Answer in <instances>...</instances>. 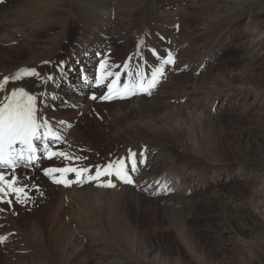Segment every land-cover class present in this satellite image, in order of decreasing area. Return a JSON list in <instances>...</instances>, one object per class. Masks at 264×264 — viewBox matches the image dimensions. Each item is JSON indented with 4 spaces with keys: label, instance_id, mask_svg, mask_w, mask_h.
<instances>
[{
    "label": "rangeland",
    "instance_id": "rangeland-1",
    "mask_svg": "<svg viewBox=\"0 0 264 264\" xmlns=\"http://www.w3.org/2000/svg\"><path fill=\"white\" fill-rule=\"evenodd\" d=\"M39 1L0 0V37L9 27L8 19H18L17 15L12 16L15 6L23 5L28 11L31 4L30 10L41 4ZM121 1V7L112 14L107 26L106 33L110 36L107 54L97 63V72L101 71L102 76L106 71L117 74L125 62H131L136 68L146 65L142 61L143 50L159 52L166 58L174 44L189 40L175 55V63L164 66L165 77L155 88L165 91L162 100L169 103L185 91L192 92V83L200 91L207 90L205 77L209 79L211 75L213 79L222 74L229 76L232 88H220L215 82L218 88L212 91L218 95L208 122L198 121L195 114L188 116V111L199 113L200 108L181 105L184 110L180 117L185 120L188 131L181 130L183 133L173 138L145 131L138 136L127 126L136 123L137 110L131 111L128 120L121 113L113 117L121 109L112 103H102L99 98L108 84H117L116 75L102 80L99 86L95 80L90 82L92 84L83 95L94 104L88 107L85 115L76 113L71 119L74 108L66 101L53 99L54 105H47V111L71 121L66 140L53 146V150L78 157L74 166L89 169L79 188L87 192L85 184L93 183L88 182L87 177L95 175L96 166L125 159L129 151L137 155L136 171L131 172L134 184L126 188L105 187L99 204L93 200H79L81 192L80 197L72 196L61 189L65 186L53 183L44 175L43 169L69 165L64 158L41 157L26 170L7 169L9 178L13 174L19 178L17 186L24 187L28 199L24 200L22 194L21 202L17 203L12 194L5 197L12 201L10 205L0 204L3 209L0 211V237L4 238L0 242V264H162L165 258H173L171 264H260L259 259L264 264V221L251 212L245 213L246 219L238 216L242 212L240 205L251 200L254 191L262 193L261 198H264V162L261 159L264 155V0ZM95 2L75 0V8L69 11V0H65L58 4L59 10L45 12L43 16L51 21L28 35V44L22 39L18 43L0 44V69L19 63L29 49L37 52L43 44L53 42L62 26L70 24L68 40L63 41L61 48V54L65 55L77 35L80 9L96 10L97 5L84 7L93 6ZM225 9L227 12H223ZM232 9L235 10L228 15ZM202 17L211 22L202 21ZM145 31L153 35L148 33L149 43L144 46L141 35ZM254 40L260 43L257 50L253 47ZM14 46L20 54H15L11 48ZM203 46L212 50L208 66L199 71L191 66L188 68L189 57L196 50L198 53L205 51ZM5 54L9 56L5 58ZM102 62H106V69L99 68ZM119 80L121 84L123 78ZM253 80L258 83L257 89L248 87L255 83ZM143 92L137 89V94L130 98L135 101L142 95L148 103L152 95ZM203 94L195 92L196 97ZM224 94L229 96L228 101L224 100ZM92 95L97 99H91ZM188 96L190 98L185 97L184 103L191 100ZM240 96L244 102L233 101ZM194 144L200 148L196 149ZM242 151L244 154H240ZM149 153L166 160L164 166L156 171L148 170L146 156ZM242 158L246 165L240 163ZM49 164L52 166L43 168ZM218 167L224 169L218 173L220 182H225L229 175L247 172V168H253L250 170L252 179L207 185L208 176L217 175L213 169ZM258 171L262 176L256 177ZM66 177L76 179L74 173H67ZM140 179L148 184L138 185ZM94 186H98L97 183ZM235 245H242L245 252L238 254L231 250Z\"/></svg>",
    "mask_w": 264,
    "mask_h": 264
},
{
    "label": "bare ground",
    "instance_id": "bare-ground-1",
    "mask_svg": "<svg viewBox=\"0 0 264 264\" xmlns=\"http://www.w3.org/2000/svg\"><path fill=\"white\" fill-rule=\"evenodd\" d=\"M39 2L41 4H37V7H34L32 10H30V9H31L33 4H31L28 11L26 10V8L23 5H19L18 7L15 6L12 9V11H13L12 16L17 15L18 19L17 20H14L13 18L8 19L9 20V27L7 30H5L6 32H4V34L1 33L2 36L0 37V44L7 45V44L14 42V41H16L18 43V41L21 39L23 40L24 44H28V42H30L28 35L34 34L35 30L42 29V26L44 24L48 25V22L51 21V20H46V18L43 16V14L45 12H53L54 9L59 10L60 5H58V4L64 3L65 0H40ZM69 4H70V6H68V8H70L69 11H73V9L75 8V0H69ZM121 4H122L121 0H101L100 3H98L96 0L95 4L93 6H84V7L93 8L94 6L97 5L96 10H92V9H88V8L80 9V14H79V16H77V19L79 22L77 35L73 39V41L70 43L68 50H67V53L65 55L61 54V48L63 46V44H62L63 41L68 40L67 37H68V29H69L70 24H65L62 26V29H61L59 36L53 42L43 44L41 49H38L37 52L32 50V49H29V53L26 54L25 57L19 63L12 64V65H9L7 67L1 68L0 69V83H2L6 77L8 78L10 83L8 85H6L4 89H0V103H6L7 101H6L5 97L9 96L11 94V92L13 90H15V88H18V87L25 88L30 93H33L40 98V100L38 101V107L40 109V114L43 116L44 119L48 120L49 126L60 136V139L62 141L64 139L66 140L67 132L69 131L68 127L71 125L70 124L71 121L68 119V117H63L60 114H59L60 116H58V117H57V115L52 116V114L47 111V105L52 104V106H53L54 105L53 101H52L53 99H56L57 102H60V101L68 102V104L74 108V114H72L71 115L72 117H70L72 119V118H74V115L76 113H82V115H85V113L88 110V107H90V105L92 106L94 104L92 102V100L86 99L83 94L86 91L87 87H90L89 85L92 84V83L90 84V82H92L93 80L96 79L98 61L100 59H102L103 56H106V54H107L106 53L108 50L107 49V46H108L107 43H108L109 37H110V36L108 37V35L106 33L107 32L106 30L108 28L107 26L110 23L112 14L121 7ZM213 10H211L210 12H212ZM227 10L225 9V11H223V12H227ZM234 10L235 9H232L228 13V15L233 13ZM228 15H226V16H228ZM208 18H211V15H209ZM215 19H216V17H215ZM202 21L211 22V19L208 20L206 17H202ZM230 21H233V20H230ZM234 21H237V20H234ZM226 22H228V20H226ZM51 24H53V23H51ZM3 26H6V25L4 24ZM25 30L28 31L27 34L25 33ZM153 30L156 31L155 29H153ZM148 33L151 34V32L145 31L141 35V41L143 40L142 43L144 44V46L149 43V41H148L149 34ZM151 35H153V34H151ZM150 40L152 41V39H150ZM188 41L189 40H182L180 42V44H174L172 46L171 53H172L174 59H175V55L178 52H180L188 44L187 43ZM255 41H257V40H254L252 43H254L253 47H255V49L257 50L260 47V43L257 44ZM166 43H168V42H166ZM14 47H11V48H13V51H15V54H18V53L20 54L21 52L19 51V49L16 48V46H14ZM202 48L205 51L198 53L196 50L192 54V56L189 57L190 60L187 57L189 60V63L187 65L188 68H189V66H191V68H193L195 71H199V70L204 69L206 65L208 66L207 60L210 59L211 55H209V54L212 53L211 52L212 50L211 49L206 50L208 48H206L205 46H203ZM141 54H142V61H144V63L146 65L142 66L140 64L136 68V66L132 67L133 64H131V62L130 63L125 62L122 65L121 70L119 69L118 73L120 74V78H123V83L125 81H128L130 83L133 80H135L136 77L134 74L136 72H139V73L143 72L144 77L150 78L151 73L153 72L154 68L159 67L160 62L163 59H165V57L161 56L159 52H157V53L155 51L151 52V50L150 51H144L143 50L141 52ZM202 55H203V57L201 58ZM5 56H6L5 58H7L9 56V54H5ZM137 62H139V61H137ZM61 63H63V65H64V72L63 73H60L57 70L58 66ZM126 64H127V68H125ZM167 66L165 65V67H167ZM171 66H172V64H171ZM174 67H176V65H174L173 68ZM32 69H35L37 72L41 73V76L38 79H36V78H23L22 80H20L18 82L12 81V77L17 72H22L25 70H32ZM82 74H83V76L86 75L89 77L88 78L89 80L85 82V83H87L88 86L83 84V82L81 81L82 80L81 78H83ZM49 75L55 76L56 78L52 81H48L45 79V77H47ZM205 82L208 83V87H207L208 89L207 90L200 91L199 89H197V86L194 85V83H192V86L194 87L192 92L187 93L189 90L187 92L183 91L184 93H181L180 95L175 96L173 98V101H170L169 103L164 102L165 100H162L163 99L162 97L165 94V91H163L161 88L153 90L154 92L151 93V95H152L151 99L152 100L148 101V103L146 102L147 101L146 98L142 95L139 96L137 99H135V101H133V99L130 98L133 95L124 96V98H119L117 101L110 102V104L112 103L113 105H116L119 110L121 109V112L116 111L113 114V117L115 115H118L119 113H121L122 117H125V120H128L129 117L127 118V116L130 115L131 111L137 110L138 119L135 121L136 123L127 125L129 128L131 127L132 130L137 133V135H138V133L140 134V133H143V131H145L148 133H152L153 135H157V136L164 135V136H169V137H172V136L176 137L178 134L183 133L182 131H184L186 129V127L184 125L185 120H183V117H182V120H183L182 121L181 117H180V114L184 110L183 108H181V105L182 106L186 105V106H189L190 108H192L194 106H195V108H200L202 111L200 112V110H199V113H196L195 110L188 111V113H189L188 116L189 115L192 116L193 114H195L196 118H198V121L205 120V122H206L207 120H209L210 115L214 112V108H213L214 102H215V99L218 95V93H216V92L213 93L212 89L214 90V87L218 88L217 86H220V88H224V87L232 88L231 84L229 83V76H227L225 74H222L217 79L216 78L213 79L212 75L209 79L207 77H205ZM215 82H217V86H214ZM253 82H255V83H252L250 86L248 85V87L253 88V89H257L258 83H256V81H254V80H253ZM113 85H115V84H113ZM145 86H146V82H145ZM107 90H108V88L104 91L106 92ZM246 90H247V88H246ZM195 92H198V93L200 92V93H204V94L201 95L202 97H200V96L196 97ZM144 93L147 94L146 91L143 92V94ZM188 94L192 97L190 101H187L189 104H187V102L184 103L185 97H189ZM235 94H236V88H235ZM224 97H225L224 100H227V101L229 100V96H227L226 94H224ZM236 98H237V96H236ZM243 100L244 99L241 98V96H240L239 100H233V101H239V102L241 101L242 102ZM252 104L254 105V102H252ZM245 108H246V106H245ZM133 119H135V118H133ZM60 121H63L64 123L62 124V123H60ZM186 123H187V121H186ZM263 125H264V123H263ZM185 131H188V130H185ZM192 134L190 135L191 137H193ZM204 136H206V135H204ZM192 140H193V138H192ZM195 140H197V139H195ZM190 141H191V139H190ZM53 146L54 147L57 146L56 142L53 143ZM195 146L197 147V145H195ZM199 148L197 147L196 149H199ZM247 151H249V150H247ZM208 154H206V156ZM240 154H244L243 151ZM121 159H123V158H121ZM146 159L148 161L147 162V167L149 168L148 170L156 171V170H158L159 167L164 166V164L166 163V160L162 159L160 156H158L157 154H153V153H149L146 156ZM261 159L264 162V155H262ZM123 160H125V165L129 171V175L132 176V173H131L132 171L130 168L131 163L128 161L127 156ZM127 161L129 162V164H126ZM213 161H214V159H213ZM240 163H243V164L245 163V165L247 164L246 160H243V158L241 159ZM50 166H52V165L51 164L45 165L43 168L50 167ZM21 168H24L26 170V168L23 166H21ZM221 168L222 167H218V169H213V173H216L217 175H214V174L209 175L208 181L206 182L207 185H214V184L217 185L218 183H227V182L230 184L233 181L240 180V179H247V178L252 179L251 174H250V170L252 169V171H253V168H247L249 172L248 171L247 172L242 171L239 173H235L233 175H229L228 177H226L225 182H220V179L218 177V173H220L221 171L224 170ZM254 170H257V168ZM172 171H174V170H172ZM143 172H144V176H146V173H147L146 169ZM258 174L259 175H256V177L262 176L263 173L261 171H258ZM135 177H136V175H135ZM67 179L70 181L76 180V179L70 178V177H67ZM108 179H111L112 183L115 184V186H118L121 188H124V186H125V188L127 187V185L122 184V182L117 180L114 176L113 177L101 176L99 178V180H94L92 184H89V183L85 184L86 186H84V189L89 193L85 192L84 190H81L78 186L79 184H76V183H72L70 186H68L66 188L61 187V189L66 191L67 193L71 194L72 196H76V195L79 196V193L81 192L82 195H81V193H80V195L82 197L79 196L80 197L79 200H81V199H82V201L83 200H90V201L93 200V201L99 203L100 200H102V198L100 197L102 195V190H106V188L100 187V186H94V183H97V185H98L101 183H105ZM146 184H148V183H146L143 179H140L138 181V185H146ZM186 184H188V183L186 182ZM256 187L257 186H255V188ZM261 194L262 193H257L256 191H254V194H252L251 200L242 202V204L240 205V207H242V212H241V214L239 213V215H238L239 218L242 216L244 219H246L245 213L251 212V213H254V215H256L257 217L261 218L264 221V198H261V196H262ZM219 195H221L220 197H222L223 194L220 193ZM105 219H106V217H105ZM100 220H101V218H100ZM111 222H112V220H111ZM231 250L235 251L238 254H240V252H242V253L245 252L244 251L245 249L242 245H238V246L235 245V246L231 247ZM99 259H100L99 261L102 262V256H100ZM171 259L173 260V258H171ZM172 260L165 258V259H163L162 264H171L170 261H172ZM258 262H260V264H262V261L260 259L258 260ZM179 264H180V262H179Z\"/></svg>",
    "mask_w": 264,
    "mask_h": 264
},
{
    "label": "snow or ice",
    "instance_id": "snow-or-ice-1",
    "mask_svg": "<svg viewBox=\"0 0 264 264\" xmlns=\"http://www.w3.org/2000/svg\"><path fill=\"white\" fill-rule=\"evenodd\" d=\"M155 54V53H154ZM175 60L172 53H168L167 57L160 62V66L154 68L150 78L142 76L139 72L134 75L136 77L130 83H125L124 94L120 98H124L127 95H136L137 89L140 91H146L147 94H151L161 80L164 78L165 65L174 64ZM100 69H106V62H102L99 65ZM127 68V64L125 65ZM60 73L64 72V65L61 63L57 69ZM119 75L113 74L110 71H106L102 76L98 70L95 79L96 86H99L102 80L107 79L109 76ZM41 73L35 69L25 70L17 72L13 77V82H18L23 78H36L38 79ZM56 77L49 75L45 77L46 80L52 81ZM85 81L88 80L86 75L83 76ZM115 82V81H114ZM146 82V86H145ZM10 82L6 77L2 83H0V89H4ZM96 100L97 97L92 95L90 97ZM114 98V92L112 84H108V91L105 95L100 97L102 100H111ZM6 103H0V204H11L10 199L6 200L12 194L15 195L16 202H21V196L24 194V200L28 197L25 193L23 186H17L19 184V178L13 174L11 178L8 177L6 170L15 169L23 165L28 168L33 165L40 157L38 152L42 153L48 159L55 157H61L69 161V165L65 167H50L43 170L45 176H49L52 182L55 184H62L65 187L70 186L72 183H82L84 174L89 172L88 168H78L74 166V162L78 160V157L70 156L68 153L62 151H54L53 143L60 140V136L49 126L48 120L44 119L40 114L38 107V101L40 98L33 93H30L23 87L15 88L9 96L5 97ZM42 102V101H41ZM60 123H64L60 121ZM19 145V149L14 147ZM143 155V154H141ZM128 161L131 163V171H136L137 155L134 152L129 151ZM143 163V160L140 161ZM61 174L57 177L54 174ZM67 173H74L76 176L75 181L67 179ZM101 176L115 177L122 183L133 184L134 181L129 175V171L125 165V160L121 159L114 163L106 164L103 167L96 166L95 175H89L87 179L89 181L99 180ZM100 187H115L111 179H108L105 183L98 184ZM3 211V209H0ZM0 237V242H3Z\"/></svg>",
    "mask_w": 264,
    "mask_h": 264
}]
</instances>
